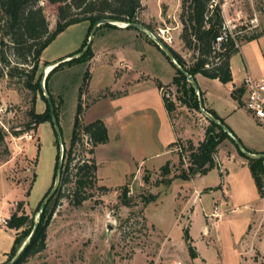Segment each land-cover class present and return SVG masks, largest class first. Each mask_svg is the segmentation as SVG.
I'll return each instance as SVG.
<instances>
[{
    "label": "rangeland",
    "instance_id": "obj_1",
    "mask_svg": "<svg viewBox=\"0 0 264 264\" xmlns=\"http://www.w3.org/2000/svg\"><path fill=\"white\" fill-rule=\"evenodd\" d=\"M215 2L221 6L225 29L235 36L237 43L245 40L246 36L264 31V0ZM39 4L52 29L57 4L47 0H39ZM140 4L138 22L189 62L191 53L180 39V0H140ZM87 28L88 22L81 21L61 31L42 51L38 72L45 64L60 60L78 49ZM149 39L147 33L135 27L121 29L102 25L97 28L91 47L105 51L110 48L111 58H120L133 67L139 65L142 71L161 70L167 75L172 70L175 73V67L161 50L166 59L164 63H157V55L152 53L147 42ZM85 72L82 63L62 64L47 80V88L59 113L61 137L66 148L79 88H82V106L89 102L85 94L88 89ZM98 75L96 70L90 75L89 86L96 85ZM104 78L109 79L107 73ZM176 96L177 92L175 103L184 106ZM32 104L36 112L45 110L46 103L40 91L33 94L7 76L0 77V125L3 128L8 131L9 128H22ZM182 108L176 110L175 119L180 118L183 124L195 130L205 128L208 120L199 110L188 106ZM258 126L259 129H255L242 124L239 128L241 133L247 131L255 153L264 152V129L262 125ZM4 140L8 154L4 153L1 145L0 174L7 181L0 179V208L5 211L10 208L18 214L23 209L28 216L38 219L36 206L53 183L57 148L52 126L49 121L41 122L36 130L19 136L8 132ZM84 142L87 148L89 144ZM79 146L73 148L72 160L65 172L67 179L61 187L63 195L57 201L46 228V247L29 256L24 264H173L176 261L181 264H264V197L258 194L248 167L243 170V166L238 165V168L225 160L228 177L225 171L226 175L221 179L222 173L215 164L197 177L199 181L191 183L181 179L170 185L159 182L161 175L158 170L143 169L129 177L128 206L121 203V187L105 192L99 188L96 179L88 189L89 197L76 205L71 193L74 164L90 156ZM225 146L222 143L219 147ZM223 152L220 150L219 154L223 155ZM145 174L148 181L143 179ZM221 182H224L223 187ZM180 184L187 188L195 186L200 193L196 199L190 197L186 200L189 196H182ZM150 194L155 195V199L143 202L142 196ZM240 199L247 201V205L243 206ZM29 225H26L27 230ZM7 226L0 225V249L9 250L12 241ZM185 231L197 252L196 257L188 251ZM5 260L6 254L0 256V263Z\"/></svg>",
    "mask_w": 264,
    "mask_h": 264
},
{
    "label": "trees",
    "instance_id": "obj_2",
    "mask_svg": "<svg viewBox=\"0 0 264 264\" xmlns=\"http://www.w3.org/2000/svg\"><path fill=\"white\" fill-rule=\"evenodd\" d=\"M47 1L51 4H57L56 20L52 29L49 28L48 20L42 6L39 4V0H0V77L7 76L14 83H18V85L28 89L33 94H35L36 91H40L41 97L46 103L43 112H36L33 104L31 105L26 112L27 120L22 124V128L16 130L9 128L8 131L0 125V146L2 145L4 147V153L7 154L8 148L4 139L8 132L19 136L29 130H36L41 122L49 121L51 124L49 106L40 87L42 70L40 73L38 72L41 54L45 47L68 25L87 21V33L81 46L65 57L72 56L79 52L85 45L89 30L97 20L107 18L118 22H138L137 13L141 5L140 0ZM211 4L212 7H210ZM179 21L181 23L180 39L184 47L187 48L191 54L189 62H186L179 53L164 42L176 62L193 77L199 73L209 78H216L223 83L231 81L230 57L237 52L238 45H236L235 36H232L223 28L224 18L220 4L215 2V0H180ZM102 25L117 27L114 24L106 23L99 25L98 28ZM261 35H264V31L246 36L245 40H250ZM219 36L224 37L223 40L218 43V46H216L217 37ZM149 41L161 50L152 39H149ZM92 55L93 52L90 45L82 55L57 63L48 72L45 79V87L47 88V80L50 74L62 64L70 65L72 63H84L88 61ZM171 64L175 67L172 62ZM175 69L172 83L176 86V100L182 105L199 110L198 96L195 90L186 79L185 75L178 68L175 67ZM85 73V76L88 77V72L86 71ZM158 84L159 87H165V85L160 82H158ZM47 91L54 104V98L48 88ZM243 93L244 87L240 84V86L232 89L231 96L242 105ZM81 96L82 88H79L68 148H66L63 141L64 154L58 188L41 209L40 204L43 199L38 202L35 210V213L38 212V226L21 254L12 264H24L29 256L42 251L46 247V228L52 217L57 201L63 195L61 187L67 179L65 172L72 160L73 148L80 144L79 147L81 149L92 154L96 145L107 141V129L102 120L95 119L86 124L82 123L81 115L84 107L81 104ZM163 100L170 114L175 109L176 103L171 98L165 96H163ZM33 101L34 97L32 98V102ZM205 109L227 126L223 118L219 117L214 111L208 108ZM54 112L61 131L59 113L55 104ZM207 120L208 123L204 130V138L196 145L190 139L184 140V142L177 139L171 143V145L180 144L182 149L187 151V161L184 162L181 153H178L179 165L178 168L175 169L177 172H174L172 175L170 162H165L159 168L161 175L159 182L170 184L173 178L187 180L196 174H204L215 166L214 154L217 151L218 145L224 139L232 140L214 121ZM81 135L85 137V139H83ZM84 140L89 144L87 148L84 147ZM55 146L57 148V153L55 156L53 179L58 158V141L56 135ZM236 149L247 161V166L258 194L264 197V159L249 158L237 147ZM246 149L254 152L248 148ZM184 163H186L185 166H183ZM74 167V186L72 187L71 193L74 203L79 205L90 195L88 189L93 186L96 180V164L94 159L89 156V158H83L82 161H78L74 164ZM143 179L148 181V175H143ZM50 187L42 198L45 197ZM99 188L105 192L110 189L104 185H99ZM128 190L127 184L121 186V203L127 206L130 205V198L127 196ZM153 199H155V195L153 194L147 197L142 196L143 202L148 203ZM27 224L29 225L28 230ZM33 225V216H28L23 210L21 214L17 212L12 213L8 226L16 229L21 228V230L15 236L6 260L10 259L26 240ZM184 238L190 255L196 257L197 252L190 241L187 231L184 232Z\"/></svg>",
    "mask_w": 264,
    "mask_h": 264
},
{
    "label": "crops",
    "instance_id": "obj_3",
    "mask_svg": "<svg viewBox=\"0 0 264 264\" xmlns=\"http://www.w3.org/2000/svg\"><path fill=\"white\" fill-rule=\"evenodd\" d=\"M147 42L152 47V53L157 55V63H164L165 55L149 40ZM91 48L92 57L82 63L85 71L89 74L88 89L85 93L89 102L84 106L81 121L86 124L100 119L107 129V141L96 145L94 152L90 154L96 164L95 176L98 184L116 189L127 184L129 177L135 176L140 170L155 169L159 171V168L167 161L170 162L171 175L174 174L179 165V157L174 149L176 145H171V143L177 139H180L181 142L190 139L196 145L204 138L205 130L203 127L195 130L194 127L183 124L180 118L175 119L176 110L183 109L182 107L185 105L181 106L176 103L175 109L170 114L167 111L158 82L168 88L172 96L171 99L175 100L176 91L174 88L176 86L172 83L175 73L172 70H169L167 75L161 70L159 72L142 71L139 69V65L133 67V65L124 63L120 58L118 60L111 58L110 48L106 51L105 49ZM230 68L232 79L226 83L199 73L195 75V79L202 94L204 107L211 109L223 118L227 126L239 136L242 142H245L243 145L253 151L254 147L251 145L253 143L249 142L251 139L247 135V131L241 133L239 128L242 127V124L255 129H259L258 125H262L260 127L263 130L264 125L257 122L231 96V91L234 87L240 86L246 75L259 78L264 74V35L241 41L238 44L237 52L230 57ZM95 70L99 74L97 83L94 86H89L88 80ZM106 73L109 76L108 80L104 78ZM245 140H248V143ZM222 143H225L226 146L220 149L219 146ZM220 150H224L223 155L219 154ZM225 160L237 167L238 165L243 166V168L240 167L243 170L248 167L246 159L238 153L232 141L228 142V139H224L218 145L214 154L215 164L219 172L223 174L221 179H223L225 171L226 174L228 173L224 165ZM185 165L186 163L183 166ZM0 170L2 171V168ZM1 177L2 181L6 180L3 174ZM197 177H201V175L196 174L184 181L193 183L199 181ZM180 180V178H173L170 184ZM9 185L15 189L10 183ZM221 185L223 187L224 182ZM198 186L204 185L199 184ZM179 189L183 192L182 196H189L188 199L186 197V200H189L190 197L196 199L200 193V189L195 186L187 188L180 184ZM240 200L243 206L247 205V201ZM175 203L178 204L177 201ZM23 211L25 212V210ZM8 228L11 231L12 246L15 236L21 228ZM9 250L0 249V256L6 254L7 257Z\"/></svg>",
    "mask_w": 264,
    "mask_h": 264
},
{
    "label": "water",
    "instance_id": "obj_4",
    "mask_svg": "<svg viewBox=\"0 0 264 264\" xmlns=\"http://www.w3.org/2000/svg\"><path fill=\"white\" fill-rule=\"evenodd\" d=\"M106 23L114 24L120 28L135 27L138 30L147 33L148 36H150V38L160 47V49L168 57V59L175 65V67L178 68L185 75L186 79L190 82L191 86L193 87V89L195 90V92L198 96L199 111L207 119L214 121L218 126H220V128L232 140L234 145L244 155H246L249 158H253V159H258V158L264 159V152H256L255 153V152H251V151L247 150L245 148V146L242 144V142L239 140V138L221 120L216 118L213 114H211L209 111H207L205 109L204 104H203V100H202V97L200 94V90H199V87H198V84H197L195 77H193L191 74H189L182 66H180L176 62V60L174 59L170 50L167 48V46L161 40L157 39L150 31H148L144 25H142L139 22H118V21L113 20V19L101 18V19L97 20L92 25V27L90 28L86 43L79 52H77L76 54H74L72 56L63 57L60 60L45 64L43 66V69H42V76L40 79V87H41V90L43 92V95L45 96L47 104L49 106V114H50L51 124H52L53 130L55 132L56 139L58 141V158H57V165H56V170H55V175H54V180H53L52 186L50 187L49 191L47 192V194L45 195V197L41 201L40 209L47 203V201L52 197V195L56 191V188L59 184L60 173H61L62 162H63V154H64V146H63V141H62V137H61V131H60L58 121H57L56 116H55V112H54V104H53L52 99L49 95V92L45 88V79H46L48 72L50 71V70H47L46 67L50 66V65L53 66L56 63H59V62L64 61V60H68L72 57H78V56L82 55L88 49V47L92 44L93 37H94V34H95L98 26L101 24H106ZM37 226H38V219H34L33 228L31 230L29 236L26 238V240L21 244V246L17 249L15 254L10 259H8V260H6L0 264H12L17 259V257L21 254V252L25 248L26 244L28 243L30 237L34 234Z\"/></svg>",
    "mask_w": 264,
    "mask_h": 264
},
{
    "label": "built area",
    "instance_id": "obj_5",
    "mask_svg": "<svg viewBox=\"0 0 264 264\" xmlns=\"http://www.w3.org/2000/svg\"><path fill=\"white\" fill-rule=\"evenodd\" d=\"M210 7H212V4ZM223 28H225L224 25ZM224 36L217 37L216 46H218V43L223 40ZM238 44L239 43L236 41V45ZM241 84L244 87L242 106L255 118L257 122L264 125V74H262L259 78L246 75L243 78ZM160 92L165 97H172L169 90H167L165 87H160ZM174 149L177 153H181L183 161L186 162L187 151L183 150L180 144L174 146ZM12 213L13 211L10 208L6 211L0 208V225L7 226L9 220L11 219ZM173 264H181V262L176 261Z\"/></svg>",
    "mask_w": 264,
    "mask_h": 264
},
{
    "label": "bare ground",
    "instance_id": "obj_6",
    "mask_svg": "<svg viewBox=\"0 0 264 264\" xmlns=\"http://www.w3.org/2000/svg\"><path fill=\"white\" fill-rule=\"evenodd\" d=\"M51 67H52L51 65H50V66H47V67H46V69H47V70H50V69H51Z\"/></svg>",
    "mask_w": 264,
    "mask_h": 264
}]
</instances>
